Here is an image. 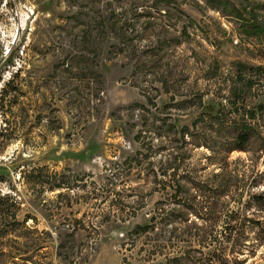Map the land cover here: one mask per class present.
<instances>
[{"label":"rangeland","instance_id":"1","mask_svg":"<svg viewBox=\"0 0 264 264\" xmlns=\"http://www.w3.org/2000/svg\"><path fill=\"white\" fill-rule=\"evenodd\" d=\"M260 137L264 0H0V264H264L222 243L264 221ZM176 144L189 197L158 187ZM186 198L206 238L142 226Z\"/></svg>","mask_w":264,"mask_h":264},{"label":"trees","instance_id":"2","mask_svg":"<svg viewBox=\"0 0 264 264\" xmlns=\"http://www.w3.org/2000/svg\"><path fill=\"white\" fill-rule=\"evenodd\" d=\"M234 126H236L235 131L233 132V138L230 139V142L227 143V147L224 149L225 153H230L231 151L235 149L243 150L246 149L247 142H250L254 137L252 135L251 128H247L246 125H238L237 123H234ZM262 144L264 146V137H260ZM170 144H174V139L170 141ZM195 145V143H193ZM196 146V145H195ZM177 149H174V152H177L178 156L176 155H170V161L169 165H166L165 168L162 171V178L160 180V184L158 185L159 189L162 190V194L168 195L170 197H189L188 191H187V184L191 181L189 174H180V166L177 162L185 155L182 154L180 151L182 150V147H178L177 144L175 145ZM181 148V149H180ZM216 153V152H215ZM185 160V157H184ZM189 172V170H188ZM187 200V201H186ZM192 199L186 198L179 199L178 201H173V206L170 209H166V203H164V207H161L162 211H164L161 214V218L158 219L157 216H153L150 219L151 223H147L145 225H142L145 228H149L150 226L156 227V225H160L162 227L168 226V222L175 221L176 214L182 216L183 218V229L182 231H179L178 229H174L175 236L171 237L172 241L176 240V243L178 244L181 240L184 242H190L193 239H200V238H206L207 231H204L203 229L194 230V226L197 225V217L202 218L205 220V222L208 221V216H210L215 211V202L212 200H207L206 204L203 209H205V212L202 213L199 211L194 203L192 202ZM258 209L260 211L264 212V204L258 203ZM179 208V209H178ZM193 210V211H191ZM193 212H196L194 214ZM201 212V213H200ZM197 214H201L202 217L197 216ZM195 216V218L191 219V216ZM160 220V222L157 221ZM236 224H239L241 227L244 224V220L239 222L236 221ZM256 224L260 227L257 229V231L253 232L252 235L249 236V239H247L244 235L243 231H237L235 232H225L223 236L222 243H235L239 244L240 242L246 243V244H252L255 246H264V221L261 219L255 220ZM208 223V222H207ZM243 228V227H242ZM179 232V233H178ZM184 235V238L181 240L178 239L180 235ZM182 237V236H181ZM176 238V239H175ZM216 241V239H214ZM178 245H176L177 247ZM175 247V248H176ZM182 251V247H179ZM184 253V251H182ZM186 253V252H185ZM179 254V253H178ZM181 259L178 255L174 257L168 258V263L172 264V262H177ZM211 264V263H210Z\"/></svg>","mask_w":264,"mask_h":264}]
</instances>
